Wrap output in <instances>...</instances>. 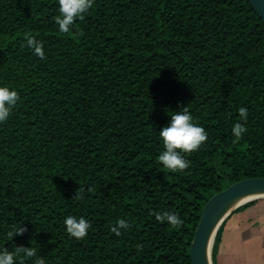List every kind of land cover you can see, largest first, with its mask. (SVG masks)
Segmentation results:
<instances>
[{"label":"trees","instance_id":"trees-1","mask_svg":"<svg viewBox=\"0 0 264 264\" xmlns=\"http://www.w3.org/2000/svg\"><path fill=\"white\" fill-rule=\"evenodd\" d=\"M58 14V0H0V85L19 94L0 123V250L29 247L23 264H192L205 204L264 177L263 20L248 0H94L68 33ZM184 107L207 139L172 171L159 129ZM261 200L222 223L213 264L230 219ZM68 215L89 221L85 237Z\"/></svg>","mask_w":264,"mask_h":264},{"label":"clouds","instance_id":"clouds-1","mask_svg":"<svg viewBox=\"0 0 264 264\" xmlns=\"http://www.w3.org/2000/svg\"><path fill=\"white\" fill-rule=\"evenodd\" d=\"M93 3L94 0H58L59 14L54 19L59 31L68 33L77 19H83L84 14L93 6ZM25 41L35 55L40 58L45 57L43 45L39 39L26 33ZM18 100L19 94L16 89L10 88L8 85H0V123L9 119ZM239 113L241 117L247 118V108L241 107ZM170 117V121L159 129V136L164 147L158 155V160L162 162L163 167L172 171H180L190 164L184 153L197 150L206 141L207 132L201 125L194 122L187 107H184L183 110L173 111ZM244 131V126L239 122L232 127V133L237 138ZM156 217L171 225L183 223L178 214L169 211L157 212ZM63 223L66 232L77 239L85 237L90 227L89 221L83 216L68 215ZM117 223L119 227L113 226L111 230L119 235L120 228H126L128 222L119 219ZM25 231L26 229L20 227L14 235H23ZM21 256L31 258L34 256V252L29 247L16 246L13 251L2 249L0 250V264H23V261L19 260ZM38 264H44V261L39 260Z\"/></svg>","mask_w":264,"mask_h":264},{"label":"water","instance_id":"water-1","mask_svg":"<svg viewBox=\"0 0 264 264\" xmlns=\"http://www.w3.org/2000/svg\"><path fill=\"white\" fill-rule=\"evenodd\" d=\"M264 22V0H248ZM253 198L231 208L239 198ZM258 199H264V177L247 178L215 194L204 206L200 220L190 244L192 264H213L212 250L217 232L228 216L240 206Z\"/></svg>","mask_w":264,"mask_h":264},{"label":"crops","instance_id":"crops-1","mask_svg":"<svg viewBox=\"0 0 264 264\" xmlns=\"http://www.w3.org/2000/svg\"><path fill=\"white\" fill-rule=\"evenodd\" d=\"M257 204L235 214L222 235L218 251V264H240L245 256L247 243L262 239L264 234V204ZM250 240V241H249ZM252 245V244H251Z\"/></svg>","mask_w":264,"mask_h":264},{"label":"rangeland","instance_id":"rangeland-1","mask_svg":"<svg viewBox=\"0 0 264 264\" xmlns=\"http://www.w3.org/2000/svg\"><path fill=\"white\" fill-rule=\"evenodd\" d=\"M259 204H264V201ZM253 244V239L252 242L247 243V246L245 247L247 253L245 256L241 257V260H239L240 264H264V234L262 235V239L257 240L255 243L256 246H253Z\"/></svg>","mask_w":264,"mask_h":264},{"label":"bare ground","instance_id":"bare-ground-1","mask_svg":"<svg viewBox=\"0 0 264 264\" xmlns=\"http://www.w3.org/2000/svg\"><path fill=\"white\" fill-rule=\"evenodd\" d=\"M252 198H253L252 196L239 198V199H237V200H235V201L233 202L231 208L237 207V206H239L240 204L245 203V202H247L248 200H250V199H252Z\"/></svg>","mask_w":264,"mask_h":264}]
</instances>
